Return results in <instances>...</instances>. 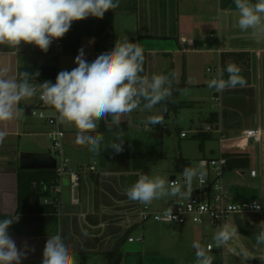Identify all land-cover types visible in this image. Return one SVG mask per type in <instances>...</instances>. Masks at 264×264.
I'll return each instance as SVG.
<instances>
[{"label": "crops", "instance_id": "crops-1", "mask_svg": "<svg viewBox=\"0 0 264 264\" xmlns=\"http://www.w3.org/2000/svg\"><path fill=\"white\" fill-rule=\"evenodd\" d=\"M118 3L117 8L105 13L112 17L110 28L104 26V18L92 16L72 23L82 35L76 53L63 52L62 45H58L59 40H53L47 52L23 42L17 48L0 45V67H7L9 75L18 76L21 68L46 67L56 61L58 73L70 71L77 66L74 61L81 49L89 63L101 53L96 49L95 34L98 32L101 37L111 34L113 47L115 38L125 35L131 42H138L147 56V75L175 73L172 86L184 83L186 87L183 89L209 86L213 78L226 80V68L234 64L241 69L240 75L245 78L246 86L229 87L219 92L210 88L211 100L217 96L219 104L214 103L216 108H211L205 116V122L211 124L208 119L211 114H216L212 124L221 126L228 136L229 141L225 142L228 144L220 143L217 134H210V142L204 144L203 154L199 157L190 159L181 152L174 161L154 166L163 160L162 144L155 149L128 137L135 131L152 133L154 126H160L146 127L145 123L141 126L138 121L145 122L149 116L157 115L154 111L137 109L121 117L122 122L127 120L128 130L124 132L123 151L120 153L103 147L99 154L93 153L88 146L76 142L74 127L59 124L65 133L63 147L72 166H93L95 171L91 172L87 167L79 187L71 191L70 197H63L62 192L61 205L55 213L35 212L37 193L32 188L29 196L24 194L19 172L57 169V161L50 153L48 133L51 127L46 120L32 115L40 108L39 92L28 102L21 101L19 116L7 126L8 135L0 144V220L6 218L3 213L10 214L13 220L18 217L9 235L17 248L26 253L21 264H41L45 243L56 234L71 245L77 264H197L193 242L207 247L212 244L218 228L190 221L181 226L161 228L164 233L169 232L168 236L172 235V238L163 237L159 234L160 228L151 226V222H140L139 210L143 204L128 199L126 195L127 189L146 170L174 173L178 157L191 160L192 168L200 171L203 161L222 156H242V159L231 163L232 168L226 169L225 185L236 201L256 200L264 210V43L256 42L237 27L238 13L234 0H118ZM181 40L188 43L182 44ZM65 55L72 58L64 60ZM180 55L186 60V72L178 83L174 68ZM190 57L193 65L201 59L215 61L214 69L218 75L210 80L190 81L187 72ZM42 83L32 82L37 88ZM154 109L160 110L159 116L164 117L162 107L155 106ZM44 111L49 117L55 116L50 109ZM104 120L109 123L111 117ZM99 129L100 122L97 131ZM247 130H259L261 142L242 141L239 137ZM116 131L101 132L105 143L113 139ZM158 151L162 158L149 161L148 154ZM193 160L197 162L193 163ZM252 171H256L255 177L251 176ZM181 196L154 200L150 206L156 211H168L174 209ZM42 199L39 203L45 206ZM145 226L159 235L156 242H145ZM226 226L237 228L238 232L221 251L215 248L210 252L214 257L213 264H264V245L256 244V235L264 230V211L235 216ZM129 238L135 241L129 242ZM242 253L252 257L243 260Z\"/></svg>", "mask_w": 264, "mask_h": 264}, {"label": "clouds", "instance_id": "clouds-1", "mask_svg": "<svg viewBox=\"0 0 264 264\" xmlns=\"http://www.w3.org/2000/svg\"><path fill=\"white\" fill-rule=\"evenodd\" d=\"M234 4L238 13L237 27L256 42L264 43V0H234ZM118 6V0H0V45L17 48L23 42L47 52L53 40L63 38L74 21L89 16L102 19L108 10ZM74 62L77 66L59 72L55 83L45 81L39 88L31 83L33 73L22 71L18 76H11L7 67H0V144L8 135L7 126L19 116L20 102L30 101L39 91V99L57 113L58 124L76 129L77 143L88 146L89 151L96 154L102 147L120 153L125 137L120 127L121 117L137 109L151 112L157 104L172 96L175 73L142 75L144 50L126 35L118 37L111 50L101 53L90 63L81 49ZM226 71V80L213 79L209 87L219 92L229 87L246 86L238 66L229 64ZM106 117H111L108 131H112L113 126L118 129L107 143L104 134L97 131L99 122ZM157 124H163L162 117L157 115L145 121L146 127ZM199 174L198 170L185 167L183 185L161 175L141 174L126 195L143 205L185 195L182 187H187L190 195L192 182ZM252 206L260 210L259 204ZM3 214L6 218L0 220V264H21L26 253L17 248L8 232L18 217L13 220L10 214ZM167 214L171 220L176 219L172 208ZM237 232V228L221 226L213 235L212 246L204 247L194 241L192 247L197 264H213L211 248H223ZM256 244L264 245V230L256 235ZM241 257L246 260L252 256L242 253ZM41 264H77V261L71 245L56 234L47 239Z\"/></svg>", "mask_w": 264, "mask_h": 264}, {"label": "built area", "instance_id": "built-area-1", "mask_svg": "<svg viewBox=\"0 0 264 264\" xmlns=\"http://www.w3.org/2000/svg\"><path fill=\"white\" fill-rule=\"evenodd\" d=\"M181 43L187 44L188 41L181 40ZM58 45H61V42L58 41ZM207 72L213 73L216 72V69L208 68ZM56 77L52 83L56 82ZM38 100L40 108L33 111L32 115L46 120L51 127L48 133L51 142V150L55 151L60 159V165L56 169L57 181L51 189V196L43 198L42 200L45 205H51L55 210H58L61 205L64 178L67 176L70 177V190L73 191V189L79 187L84 171L82 168L73 167L70 158L66 155L63 147L65 133L59 127L57 113L53 108L45 105L39 98ZM212 101L216 105L219 104V97L214 96ZM44 109H50L55 113V116H47ZM199 132L217 134L219 137L218 140L222 144L229 141L227 134L223 131L221 126L216 124H207L205 128ZM180 136L184 139L188 137L186 133H181ZM239 138L242 141L252 140L255 143H260L262 134L259 130H247L244 131ZM226 165L227 158L225 156L202 162V169L198 171L200 174L192 182L191 194H187L189 191L187 187H182L185 195H182L176 201L175 207L172 209V215L176 217V219L171 220L167 214L168 211H156L153 210L150 205H142L139 210L140 222L143 224L151 222L181 226L191 221L193 224L200 226L207 224L215 228H220L221 226H226V223L235 216L262 213L264 210L260 202L256 200L236 201L233 198L224 182ZM89 170L93 172L95 168L90 166ZM251 176L255 177L256 171H252ZM171 181H178L181 185L184 184L183 176H181V179L174 177ZM194 182L196 183V187H194ZM254 203L260 205L259 211L253 208L252 205ZM140 240L141 239H137V241ZM134 241V238H129V242ZM212 245L213 244H210L208 246ZM214 249L215 247H212L211 251Z\"/></svg>", "mask_w": 264, "mask_h": 264}, {"label": "rangeland", "instance_id": "rangeland-1", "mask_svg": "<svg viewBox=\"0 0 264 264\" xmlns=\"http://www.w3.org/2000/svg\"><path fill=\"white\" fill-rule=\"evenodd\" d=\"M117 40V38H115ZM106 52V51H105ZM103 53V52H101ZM101 53H98L100 55ZM187 56V55H185ZM193 56V55H190ZM197 56V55H194ZM72 57L66 56L64 57V60H70ZM206 58V57H204ZM188 62V68L187 72L189 73L190 81H203L210 80L211 77L217 76L218 73L213 72L209 73L207 72V68H215L217 65L216 62L208 61L207 59H201L200 61H196L193 65V59L190 57ZM192 60V63H191ZM185 58L183 55H180V58L177 61V65L175 64L174 72L177 73V80L178 83L181 82L179 78L182 76L184 78L185 72H186V65H185ZM193 66H192V65ZM183 82V80H182ZM209 88V89H207ZM211 89L209 86H200V87H193V88H185L181 89L179 92V100L180 102L191 104V107H186L181 109L177 114L173 115L170 114L169 116L162 117L163 124H159V129L154 126V129L152 130V133H143L139 134L137 131L136 133H129L128 137L135 142H140L141 144L148 146V147H156L155 149H159V147L162 144L163 147V160L158 161V163L154 166H162L166 164V162L174 161V159L180 155L182 152L184 157L195 159L199 157L201 154H203L199 148V138L196 137L198 132L203 130L207 123L205 122V116L209 112L211 108H216L214 106V102L211 100L212 94H208ZM154 114L156 112L157 116L160 114V110L153 109ZM34 118H39L38 116H34ZM132 121H135L132 120ZM140 121L141 126L145 123L143 120L138 119ZM186 133L188 135L187 138L182 139L180 134ZM150 134V136H149ZM209 140H205L204 144H209ZM213 142V141H211ZM228 143H225L224 145H227ZM50 153L52 154L53 158L57 161V167L60 165V159L57 153L55 151L51 150ZM196 160H193V163H196ZM195 166V165H194ZM89 167V166H87ZM87 167L82 168L83 171H86ZM97 168L99 169V164H97ZM155 169V168H154ZM145 174L149 175H161L162 177H167L169 180L172 176H175L178 179H181V174L178 172L171 173L166 170H146L144 172ZM153 203V202H152ZM153 227L160 228L161 236L170 238L172 235L168 236L169 232H163L161 228L169 227V225L173 224H160V223H151L150 224ZM146 227V226H145ZM144 234V240L145 242H156V239L160 238L157 233L150 232L149 226L146 227ZM157 234V235H156ZM177 236V235H173ZM172 238V237H171ZM175 238V237H173ZM211 243L214 244L213 240H211ZM219 251L222 250V248H216Z\"/></svg>", "mask_w": 264, "mask_h": 264}, {"label": "trees", "instance_id": "trees-1", "mask_svg": "<svg viewBox=\"0 0 264 264\" xmlns=\"http://www.w3.org/2000/svg\"><path fill=\"white\" fill-rule=\"evenodd\" d=\"M104 26L106 28H110L112 25V17L109 14H104L103 16ZM108 30L107 32H109ZM82 35L80 32H78L77 28L75 27V24L71 25L70 30L65 34L63 38L57 39L61 42L62 50L63 52L68 53H76L81 41ZM95 40H96V49L99 52L102 51H109L113 48V38L111 34L102 36L99 35V32L95 34ZM147 56L144 54V72L142 75H147ZM22 71H28L30 73H33V78L31 80L32 82H45V81H54L55 77L58 75L57 72V65L56 61H54L52 64L46 67H26L19 69V72ZM35 73H38V75L35 76ZM186 87L184 83L180 85H173L172 86V96L169 100L163 101L160 104H157L156 106L162 107L163 109V116H169L171 113L176 114L181 109L186 107H191V104L180 102L178 96L179 92L182 88ZM216 114H211L208 121L212 124L215 122ZM120 127L125 131L128 130V123L127 120L122 122ZM112 129H116L115 126H113ZM118 130V129H117ZM100 132H106L108 131L107 123L105 120L100 121ZM199 138V148L200 150H203L204 142L205 140H209L211 138L210 134H206L203 132H199L197 136ZM227 158V165L226 169L232 168L233 165L231 164L233 161H237L239 158L242 159V156L238 155H230L225 156ZM162 158V153L160 151L150 153L148 154V160L149 161H158ZM185 167H192V161L189 159H185L183 157H178L175 160V167L174 171L178 172L180 174L183 173V170ZM19 180L20 185L24 188V194L26 196H29L32 192V188L35 189L37 193L36 198V204L34 207L35 212L37 211H47L49 213H55L56 210L51 205H45L41 206L39 203V200L41 198H47L51 196V189L54 186V184L57 181V171L55 168H40L36 170H21L19 172ZM35 184L33 187L32 185Z\"/></svg>", "mask_w": 264, "mask_h": 264}, {"label": "water", "instance_id": "water-1", "mask_svg": "<svg viewBox=\"0 0 264 264\" xmlns=\"http://www.w3.org/2000/svg\"><path fill=\"white\" fill-rule=\"evenodd\" d=\"M148 76H149V74H148ZM70 184H71L70 183V177L69 176L65 177L63 180V187H64L63 188V197H65V196L70 197V193H71ZM13 224H17V222L14 221L12 223V225L9 227V229H8L9 234H10V229H12V227H13Z\"/></svg>", "mask_w": 264, "mask_h": 264}]
</instances>
